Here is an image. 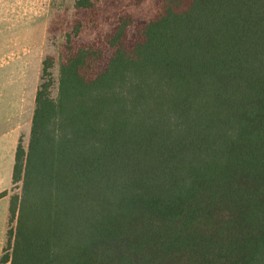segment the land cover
<instances>
[{"label": "trees", "instance_id": "trees-1", "mask_svg": "<svg viewBox=\"0 0 264 264\" xmlns=\"http://www.w3.org/2000/svg\"><path fill=\"white\" fill-rule=\"evenodd\" d=\"M83 28L56 97L42 62L0 264H264V0H161L90 44Z\"/></svg>", "mask_w": 264, "mask_h": 264}, {"label": "rangeland", "instance_id": "rangeland-1", "mask_svg": "<svg viewBox=\"0 0 264 264\" xmlns=\"http://www.w3.org/2000/svg\"><path fill=\"white\" fill-rule=\"evenodd\" d=\"M10 0H0V3ZM12 1V0H11ZM14 1V0H13ZM77 0H27V18L26 28H28L29 50H31L36 43L41 47V52L38 51V60L42 54V62L47 56H52L55 59V65L52 69L55 80L54 88L52 89V96L57 95V82L59 74V63L62 54L65 51L67 41V34L73 31V25L77 20L82 21L85 28L75 40L78 43L90 44L99 36H103L110 32L115 26L121 14H130L137 20H149L152 18L160 5L161 0H93L95 3V11L86 9H77L75 7ZM24 22L21 28H25ZM18 27V26H17ZM8 32V31H6ZM19 29L17 30V33ZM7 37V35H5ZM4 38V37H3ZM1 58V56H0ZM39 69V68H38ZM42 66L39 73V78L36 76L37 86L40 83V76ZM32 106L29 105L27 116L24 117L23 127L19 141L25 148L28 147L31 132L30 115L32 113ZM18 111H12L15 115ZM13 117V116H12ZM0 117V122L3 120ZM6 130L0 127V133ZM18 141V143H19ZM3 140H0V143ZM2 151L0 152V154ZM14 158L11 152L0 158V193L7 190L9 192L7 199L13 193H20L21 189L13 188L12 185V169ZM0 208L5 210L7 200L0 201ZM9 218V217H8ZM8 218L6 221V233L4 241L6 243ZM4 243V247H5Z\"/></svg>", "mask_w": 264, "mask_h": 264}, {"label": "crops", "instance_id": "crops-1", "mask_svg": "<svg viewBox=\"0 0 264 264\" xmlns=\"http://www.w3.org/2000/svg\"><path fill=\"white\" fill-rule=\"evenodd\" d=\"M27 8V0L0 3V117H4L0 127L6 129L0 133V140H3L0 143V152L2 151L0 158L11 152L15 159L18 141L25 126L23 118L27 116L31 104L32 124L35 109L38 89L36 76L41 70L42 54L38 60V51L41 52V47L37 43L29 50L28 28H26ZM22 22L25 24L24 29L21 28ZM15 110L18 112L12 115V111ZM2 200H7L8 204L5 205V210L2 211L3 208H0V256L4 249L10 199L5 196L0 199Z\"/></svg>", "mask_w": 264, "mask_h": 264}]
</instances>
